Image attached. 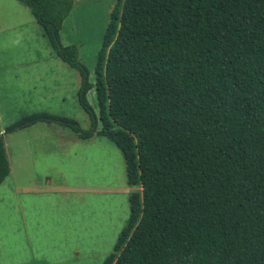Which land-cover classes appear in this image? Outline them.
<instances>
[{"label": "trees", "instance_id": "1", "mask_svg": "<svg viewBox=\"0 0 264 264\" xmlns=\"http://www.w3.org/2000/svg\"><path fill=\"white\" fill-rule=\"evenodd\" d=\"M81 77L90 131L122 153L130 219L104 264H264V0H124L111 14L95 82L61 42L74 0H17ZM95 90L98 117L88 101ZM11 172L0 141V186Z\"/></svg>", "mask_w": 264, "mask_h": 264}, {"label": "rangeland", "instance_id": "2", "mask_svg": "<svg viewBox=\"0 0 264 264\" xmlns=\"http://www.w3.org/2000/svg\"><path fill=\"white\" fill-rule=\"evenodd\" d=\"M123 2L74 0L63 24L61 42L77 47L91 83L111 14ZM13 5L22 9L23 24L32 18L17 0H0V141L11 169L0 186V264H104L119 255L114 247L130 219V196L142 189L127 185L121 151L96 134L83 141L57 124L7 132L40 113L93 128L78 101L79 73L54 54L37 23L8 30ZM87 98L99 131L94 89Z\"/></svg>", "mask_w": 264, "mask_h": 264}, {"label": "crops", "instance_id": "3", "mask_svg": "<svg viewBox=\"0 0 264 264\" xmlns=\"http://www.w3.org/2000/svg\"><path fill=\"white\" fill-rule=\"evenodd\" d=\"M10 11H11V14H10V16H11V19L13 20V23L12 24H10V26H9V28H8V30L9 31H11V32H17V31H19V30H22V29H24V30H26V26H28V24H31V26H35V23H37V21L34 19V17L32 16V18L31 17H29V15H26V18H25V23H27L26 25L25 24H23L22 22V18L20 17V14L19 13H21L22 12V9H20V7H18V6H12L11 7V9H10ZM38 24V23H37ZM39 25V24H38ZM40 26V25H39ZM41 27V26H40ZM41 30H42V32L44 33V30L42 29V27H41ZM45 34V33H44ZM47 38V37H46ZM54 54H55V52H54ZM56 55V54H55ZM57 56V55H56ZM67 65V64H66ZM18 66H21V65H17V64H15V65H13V64H10L9 65V67L10 68H17ZM38 91V90H37ZM37 91H35V90H33V92H37ZM34 95V94H33ZM76 136V135H75ZM77 137V136H76ZM78 138V137H77ZM81 140V139H80ZM91 140V139H90ZM83 141H88V140H83ZM11 173V172H10ZM10 175V174H9ZM126 178H127V176H126ZM128 185V184H127ZM129 186V185H128ZM129 187H131V186H129ZM132 188H135V187H132ZM132 195V194H131ZM131 197V196H130ZM131 214V213H130Z\"/></svg>", "mask_w": 264, "mask_h": 264}]
</instances>
